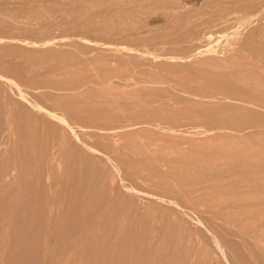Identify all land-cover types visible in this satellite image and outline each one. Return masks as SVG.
<instances>
[{
    "label": "rangeland",
    "instance_id": "1",
    "mask_svg": "<svg viewBox=\"0 0 264 264\" xmlns=\"http://www.w3.org/2000/svg\"><path fill=\"white\" fill-rule=\"evenodd\" d=\"M43 1L46 0H0V56L2 57H0V63H2L0 73L19 84L22 91L28 94L29 100L32 98L38 104L48 107L51 102L49 99L51 95L48 94L69 92L56 89L57 85H53L55 86L53 88L39 86L37 80L48 76L53 66L51 63L57 62L60 65V69H55V77H61L65 82L70 74L74 72L79 74L85 70L84 67L71 66L59 73L65 62L63 57H59L61 50H68L70 53L66 57L69 63L77 62L82 59L80 55H85L89 56V58L86 57L87 59L96 60V62L99 60L100 62L97 63H102L111 69L118 66L119 71L128 73L137 70L140 72H136L138 81L135 84H128L124 87L120 83L118 87L108 91L113 94H132L138 98L136 104L131 105L121 99L101 106H106L119 118H126L132 113H148L147 116L158 122V126H162V128L155 125L144 126V129L136 128L133 133L117 141L120 143L118 151L121 155L129 150L137 152V154H131V160L124 158L118 161L112 154H103L109 159L105 162L101 161L104 173L108 174V177H111L113 173L116 180L122 178L126 184L135 189L151 193V195H146L151 202L146 205L145 209L136 207L132 214L127 215L130 223H135V221L137 223L142 218L143 221L139 225H131L124 235L115 234V239L112 241H114L113 245L118 248H112L115 251L109 250L113 254L103 255L101 264H228L221 252L230 250L231 245L237 247L234 264L240 261H243V264H264V102L259 104L258 101L255 102L256 100L245 98L243 103L238 104L239 108L243 107V115L238 112L229 114V111L225 110L224 114L216 116L217 119L212 116L205 120L202 114L220 107V102L214 101L206 105L207 100L201 102L198 97H192L195 101L193 103L169 96L176 93L182 96L188 95L176 90L175 85L183 84L186 88L185 83L188 84L190 81L194 82L191 85L192 88H189L192 91L207 86L208 82L212 81L209 80L211 75L197 72L203 69V66L199 64L177 71H170L171 69L167 67L160 68L158 65L162 60L166 63L174 62L175 57L168 55L173 54L169 49L175 50L176 45L169 43L166 37L153 36L148 39L144 36L153 31L161 32L168 28L170 31L171 28L176 27L181 33L191 29L196 30L198 27L206 28L208 24L210 26L207 28L212 29L214 26L216 27L214 29H217L226 23L235 22L243 14L242 24L245 23L242 26L243 55L237 54L235 43H231L230 38L219 37V33L215 32L206 45L213 46L221 52L209 54L207 57L215 59L220 64L243 60V80H241L243 83L239 82L237 85L243 86L246 91L249 90L247 94H261L264 99V53H259L261 48H264V0H243L242 12L234 10L225 16H219L213 11L214 8L210 7L207 8L209 11L206 9L205 12L196 14L197 16L174 22L173 25L164 20L163 11L166 8H162L163 5L158 6V0H119L122 5H118L112 11L107 6L96 7L89 1L80 2L78 8L76 3L69 5L70 8H68L67 5L63 6L60 0ZM182 1L187 9L195 13L205 9L202 7L207 0ZM34 5L49 6L55 26L45 25L42 19L32 16L28 11H26L27 15L26 12L21 13V9L27 10ZM86 5L89 7L88 10H85L88 8ZM64 7L66 10H63ZM84 13L85 16H83ZM61 14L64 15L61 16ZM109 16L111 20L108 26L114 27L120 24V28L122 24H128L133 26V29L126 32L127 36L122 30L114 32L103 30L100 23L105 22ZM214 19L218 26H215ZM92 22L96 24L93 25ZM82 24L85 25L82 26ZM90 27L94 28L89 31ZM205 28L200 30V36L194 35L183 41L181 45L194 42L201 36H208L210 33ZM48 38L52 42L45 44ZM136 42H139L138 45ZM221 43L222 45H219ZM227 45L229 46L228 52L222 49ZM161 47L166 54L164 51L161 52ZM48 49L52 50L48 52ZM258 53L260 55L257 59L254 55ZM163 56L166 59L162 58ZM192 59L194 57H188L185 60ZM49 60L51 63L48 62ZM16 64L21 66L18 68L12 66ZM210 68L211 66L207 67V69ZM111 78L115 82L121 80ZM162 78L167 81H163ZM2 85L7 87V84ZM37 85L39 89L32 88ZM154 86L166 89L168 93L159 96L158 93H154ZM212 88L228 90L227 84H214ZM90 96L91 94H87L77 99L73 102V107L81 110L93 101L94 96L91 98ZM197 101L203 104L198 105ZM209 113L212 114V112ZM61 119V123L66 126L63 120L67 119L65 112ZM214 119H216L217 127H209L205 130L206 121H214ZM242 123L243 129L241 130L228 128ZM90 133L93 132L90 131ZM90 139L98 141L100 138L95 136ZM53 143L56 151L57 141L53 139ZM143 157L145 160L140 161ZM53 163L55 167L58 160L55 159ZM115 167L120 171H117ZM129 173H133L134 177L128 176ZM42 181L47 185L48 204L58 206L60 210L57 214H64L70 201L61 196L62 194L58 193L56 188L60 187L63 190L66 183L62 179L54 181L48 177H44ZM102 195L106 198L105 200L110 201L115 199L117 192L106 191ZM139 196V194L133 195L135 206L137 203L141 205L146 201V198ZM13 199L12 197L5 198V202L10 204ZM130 204L133 206L132 203ZM175 213L180 217L177 218ZM11 216L10 212L5 214L7 230L3 244V260L6 264H33L37 258L34 251L38 243L43 244L45 236H54L50 230L51 224L48 221L46 223L50 234L41 235L39 239L20 240L17 239L14 228L7 223L10 222ZM26 217L30 215L27 214ZM108 218L113 227L117 222L115 213L109 210L106 219ZM87 235L86 232L75 234L74 239L68 243L69 249L64 251L60 264L89 262L84 261L80 253L81 241ZM106 237L107 234H102L101 241L103 242ZM46 247L45 256L50 258L53 253L48 245ZM157 249L165 252L155 256Z\"/></svg>",
    "mask_w": 264,
    "mask_h": 264
},
{
    "label": "bare ground",
    "instance_id": "2",
    "mask_svg": "<svg viewBox=\"0 0 264 264\" xmlns=\"http://www.w3.org/2000/svg\"><path fill=\"white\" fill-rule=\"evenodd\" d=\"M83 1H89L90 4H94L99 8L107 6V8L111 11L114 10L118 5H122L121 1L119 0H60V2L63 3V6L67 5L66 7H68L69 5H73L76 3L77 8L79 3ZM157 2L159 4L158 6L163 5L162 8H166L165 11H163V16L164 20L169 24L189 19L196 14L205 12V10L210 7L214 8L213 11L219 16H225L227 13L234 10L238 12L243 11V0H207L206 2H204V5L202 7V9H205L195 13H192L191 10L187 9L185 7L186 4L184 5L183 1L181 2V0H158ZM129 6H131V4ZM19 7L21 8V4L19 5ZM245 8H247V6ZM24 9L25 8L21 9L22 14L28 11L32 16L38 19H42L41 21L46 23L45 25H53V18L52 14H50L51 10L49 6L40 7L39 5H34L30 6L27 10ZM64 9L65 7L63 8V10ZM88 9L89 7L85 10ZM81 10H79V12ZM93 10L96 11V9ZM91 12L92 14H94L93 11ZM65 13L67 14V12ZM25 14L27 15V12ZM92 14L90 16H92ZM63 15L61 14V16ZM83 16H85V13ZM94 16L97 17V15ZM242 16L243 14L239 16L233 23H223L224 25L218 27L217 29H214L216 28L214 26L212 29L211 27L210 29L207 28V26H210L208 24L206 26L207 30L210 33L208 36H201L194 42L188 43L186 45L181 44L183 43V41L190 37H193L194 35L200 36V30L205 27H198V29L196 30H187L184 33H181L177 27L171 28L170 31L168 28V30H160L161 32L153 31V33L150 32L147 36L144 35L148 39H150V37L153 38V36L166 37L169 43L174 44V46L176 45L175 47L173 46L175 50H173L172 48L169 49L171 50L170 53L173 54L168 55L169 57H175L174 62L166 63L162 60V62L165 63L160 62L158 65L160 68L164 69V67H167L171 69L170 71H177L182 68H191L195 64H199L201 67L203 66V69H201L200 71L197 70V72L207 73L211 75L209 77V80L212 81L208 82L207 86H203L202 88L192 91L189 88H192L191 85L194 82L190 81L188 84L185 83L186 88H184L183 84L175 85L176 90H180L188 95L182 96L181 94L176 93L169 96L193 103H195V101L192 99V97H198L201 102H205L207 100L205 103L206 105H209L214 101L220 102V107L214 110H209L207 111L208 113L202 114L205 120L212 116L216 117L222 115L225 113V110H228L229 114L238 112L240 115H243V107L239 108L238 104L239 102L243 103V99L245 98L251 99L252 101L256 100L255 102L258 101L257 103L259 104H263L264 102L261 94H247L249 90L246 91L243 89V86L237 85V83L239 82L243 83V81H241L243 80V60L232 62L230 64H220L217 63L215 59L207 57V55L209 54L217 53L218 51H220L213 46L206 45L209 38H211V35L215 32L219 33V37L230 38L232 41L231 43H235L234 47L237 54L243 55L242 26L245 23L242 24ZM78 17L80 20V16ZM110 20L111 16L107 17L105 22L100 23V25L102 24V27L104 28L103 30L107 29L110 32L111 30L113 32L122 30V32L124 31L126 33L133 29V26H130L128 24H122L123 26L120 28V24L115 25L114 27L111 25L108 26V22H110ZM82 21H84V19ZM206 21L207 20H205V22ZM213 21L215 23V19ZM218 22H220V20H218ZM94 24H96V22L93 23V25ZM216 24L217 23H215V26H218ZM83 25L85 24H82V26ZM91 28L92 27H90L89 31H91ZM133 31L132 33H135ZM106 33H108V31H106ZM46 40L48 41H44L45 44L52 42L49 38ZM219 45H222V43ZM162 49L163 48L161 47V52L164 51V49ZM222 49L228 52L229 46H223ZM261 49L262 50L259 52L260 54L264 53V48ZM50 50L52 49H48V52ZM169 50L167 52H169ZM53 51L55 50L53 49ZM61 51L62 54L59 53V57H63L65 59V62L64 67L61 68L59 73L64 72V68H69L71 66L84 67L85 70L79 74L75 72L70 74V81H68V78L65 82L63 78L55 77V69H60V65L57 62L51 63L49 60L48 62L53 66L50 68L51 71H49L48 76L37 80L39 86L53 88L55 87L53 85H57V87H55L56 89H64L68 90L69 92H64L62 90L64 92L63 94H48L51 95V98H49L51 102L49 103L48 107H44L38 104V102H36V100H32V98L31 100H29L30 98H27L28 94L26 95L24 91H22L20 86H18L19 84L14 83L11 78L0 73V264H6L5 260H3L2 252L3 244L5 241V233L7 230L5 228V224L7 221V219L5 218V214L7 212L12 213L10 222L7 223H9L10 226L14 228L16 237L20 240L26 238L39 239L41 235L50 234L48 232V228H46V223L48 221L51 224L50 230L51 233H54V236H45V242L43 241V244L38 243V246L34 251L37 258L36 260H34L33 264H60L64 251L69 249L68 243L74 239L75 234L80 232L88 233L87 237H85L81 241L80 253L84 261H89L87 263L81 264H101V258L103 257V255L113 254L109 250L111 249L112 251H115L112 248H118V246L113 245L114 241H112L115 239V234L120 233L124 235L131 225H139L143 221L142 218L139 219L137 223L136 221L135 223H130L127 219V215L132 214L136 207H140L142 210L145 209L146 205L151 202V200L147 199L146 196L151 195V193L135 189L133 186L126 184L122 178H120V180H116V176L113 173L111 177H108L109 175L104 173V169L101 168V161L105 162L109 160L108 157H104L103 154H112L114 155V159H118V161H121L124 158L131 160V154H137V152H132V150H129L121 155V153H119L118 151V149H120L118 148V145H120V143L117 141L124 139V136L133 133L134 129H144V126L146 127L151 125L162 128V126H158V122L151 119L150 116H147L149 115L148 113H132L126 118H119L116 114L108 110L106 106H101L102 104L109 105L121 99H124L123 101L128 104H136V100L138 98L132 96V94H113L108 91H110L112 88L118 87L120 83L123 84L124 87H126L128 84H135L136 81H138L136 72L140 71L134 70L129 73L125 71H119L118 66L117 68L111 69L110 67H107L102 63H97L100 62L99 60L96 62V60L87 59L89 58V56L87 57L85 55H80L82 58L81 60L76 59L77 62L72 61L71 63H69V61H66V57H68L70 53L68 52V50ZM57 52L59 51L57 50ZM259 53L254 55L257 59V56L260 55ZM42 54L44 55V53ZM164 54H166V51H164ZM188 57H194V59L185 60ZM162 58L166 59V57L164 56ZM12 66L18 68L21 65L16 64ZM208 66H211V68L207 69ZM212 69L217 71H213ZM134 75H136V77H134ZM111 77H114L115 79L120 78L122 81L120 80V82H115ZM162 79L163 81H167L165 78ZM157 80H155L156 83ZM3 83L7 84L6 88V85H2ZM214 84H227L228 90H215L214 88H212ZM32 88L39 89L38 85ZM80 88L82 89L78 90ZM153 88L155 89L154 93H158L159 96H163L168 93L166 89H161V87L159 86H154ZM37 89L35 91H37ZM87 94H91L90 98L94 96L93 101H91V103L86 105L85 107L81 108V110H76L73 107V102L77 99H81L82 97L87 96ZM227 99L229 100L228 102L226 101ZM200 101H197L198 105L203 104ZM247 103L249 104V102ZM63 111L67 116L66 120L63 119L66 126L63 125L60 121L62 120L61 117L64 115ZM209 112H212L213 115ZM216 119H214V121H206L207 127H205V130H208L207 128L209 127H217ZM228 128L241 130L243 129V123L234 124L233 126ZM90 131L93 133H90ZM89 136H99L101 140H91ZM53 139L57 141L56 151L54 150L55 144L53 143ZM55 159L58 160V164H56L54 167L53 162L55 161ZM143 160H145L144 157L143 159L141 158L140 161ZM117 171L120 170L117 169ZM128 176H133V173H129ZM44 177L51 178L54 181L62 179L66 183L63 190H61L60 187L56 188V191L62 194L61 196L70 201V204L65 209L64 214H57L60 210L58 206H50L48 204L49 201L46 194L48 191L47 185L42 181ZM107 179H109L108 182ZM106 191L112 193L113 191L117 192L115 199L110 201L105 200L106 198L103 197L102 193ZM135 194H139L143 198H146V201L141 203V205H137V203L135 206V202L133 200V195ZM8 197L14 198L10 204H7L5 202V198ZM130 203H132L133 206H131ZM72 209H75L76 211H73ZM109 210L112 213H115L117 217V222L113 227L109 221L110 218L106 219V217H108ZM27 214H29L30 217H26ZM175 216L178 218L179 214L175 213ZM102 234H107V237L103 239V242L101 241ZM47 245L50 247L53 253L52 257L50 258H47L45 256L47 254ZM236 248L237 247L235 245H231L230 250L221 252V255L226 263H235ZM164 252V250L157 249L154 255H161ZM236 264H243V261H240Z\"/></svg>",
    "mask_w": 264,
    "mask_h": 264
}]
</instances>
